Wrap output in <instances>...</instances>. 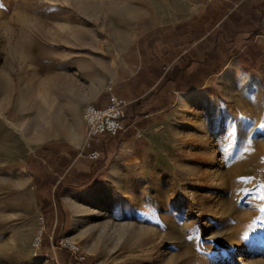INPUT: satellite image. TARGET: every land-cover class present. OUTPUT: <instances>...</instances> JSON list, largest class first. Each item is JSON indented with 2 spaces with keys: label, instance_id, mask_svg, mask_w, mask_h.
Wrapping results in <instances>:
<instances>
[{
  "label": "rangeland",
  "instance_id": "obj_1",
  "mask_svg": "<svg viewBox=\"0 0 264 264\" xmlns=\"http://www.w3.org/2000/svg\"><path fill=\"white\" fill-rule=\"evenodd\" d=\"M135 7L0 0V264H264V79L245 73L212 77L200 100L157 126L154 162L129 180L90 201L65 190L63 221L58 196L43 207L48 191L35 187L28 157L64 131L79 133L73 93L92 61L115 53L112 31L131 24ZM39 106L55 108L41 141L47 119L15 125Z\"/></svg>",
  "mask_w": 264,
  "mask_h": 264
},
{
  "label": "crops",
  "instance_id": "obj_2",
  "mask_svg": "<svg viewBox=\"0 0 264 264\" xmlns=\"http://www.w3.org/2000/svg\"><path fill=\"white\" fill-rule=\"evenodd\" d=\"M132 18L130 25L112 31L115 53L109 59L100 54L97 65L91 62L86 86L75 89L72 102L83 118L88 103L101 107L108 102L111 82L117 95L131 101L125 129L103 135L97 160L82 151L84 119L77 135L51 136L55 140L28 157L35 187L48 191L43 207H55L58 196L62 221L65 190L83 201L97 199L153 163L158 130L200 100L212 77L226 72L264 79V0H137ZM54 116L53 106H39L30 122L15 125L28 130L47 119L41 141L54 128Z\"/></svg>",
  "mask_w": 264,
  "mask_h": 264
},
{
  "label": "built area",
  "instance_id": "obj_3",
  "mask_svg": "<svg viewBox=\"0 0 264 264\" xmlns=\"http://www.w3.org/2000/svg\"><path fill=\"white\" fill-rule=\"evenodd\" d=\"M109 93L108 102L104 106H97L88 103L83 111V119L86 125V134L82 144L83 154L91 159L97 160L102 156L99 145L103 135H117L125 129L124 119L127 115V108L131 101L117 95L113 91V85L107 86ZM42 230L38 234L35 245L39 247L41 242ZM57 245L72 252L80 261H85L86 256L81 246L69 238H61Z\"/></svg>",
  "mask_w": 264,
  "mask_h": 264
},
{
  "label": "trees",
  "instance_id": "obj_4",
  "mask_svg": "<svg viewBox=\"0 0 264 264\" xmlns=\"http://www.w3.org/2000/svg\"><path fill=\"white\" fill-rule=\"evenodd\" d=\"M59 185H60V183L57 184V186H56V188H55V190H54V193H56V191H57Z\"/></svg>",
  "mask_w": 264,
  "mask_h": 264
},
{
  "label": "bare ground",
  "instance_id": "obj_5",
  "mask_svg": "<svg viewBox=\"0 0 264 264\" xmlns=\"http://www.w3.org/2000/svg\"><path fill=\"white\" fill-rule=\"evenodd\" d=\"M0 116H3L4 117V114H0Z\"/></svg>",
  "mask_w": 264,
  "mask_h": 264
}]
</instances>
